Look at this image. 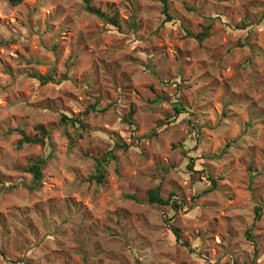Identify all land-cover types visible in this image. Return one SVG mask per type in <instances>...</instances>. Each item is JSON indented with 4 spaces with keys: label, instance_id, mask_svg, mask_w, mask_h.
<instances>
[{
    "label": "rangeland",
    "instance_id": "1",
    "mask_svg": "<svg viewBox=\"0 0 264 264\" xmlns=\"http://www.w3.org/2000/svg\"><path fill=\"white\" fill-rule=\"evenodd\" d=\"M90 1L0 0V264H264V0Z\"/></svg>",
    "mask_w": 264,
    "mask_h": 264
},
{
    "label": "trees",
    "instance_id": "2",
    "mask_svg": "<svg viewBox=\"0 0 264 264\" xmlns=\"http://www.w3.org/2000/svg\"><path fill=\"white\" fill-rule=\"evenodd\" d=\"M85 4V9L86 11L91 14L96 16L97 18L105 21L106 23L112 25L113 27H116L120 29V24L117 16L110 17L108 14L103 12L102 10L95 8L91 5L90 0H83ZM10 4L12 6H20L22 5L25 0H9ZM164 3V15L166 16L165 23L172 22L174 19L170 15L169 12V4L168 0H163ZM135 27V26H134ZM206 37V35L203 36V38ZM31 77L38 79L42 85H46L49 83H59L60 81H57L56 78L53 75H46V76H37V75H31ZM63 81H66L67 78L66 76L63 78ZM92 110H96V106H91ZM90 110H88L89 112ZM175 112L176 115H181L186 112V109L184 107H180V105L175 106ZM136 115V111L132 109L130 111L129 116L126 118V123L129 124L130 126L135 125L134 121V116ZM63 123L65 124H71L73 126L79 125L82 129H86V126L82 123V120L80 119H73L69 118L68 116H63ZM37 131L39 132V136L31 137L27 136L24 134L23 131L19 130V132L22 135L21 140L19 141V148L24 146V145H36V144H41L43 146L46 145V141L49 138L50 131H48L44 126H38L36 127ZM154 135H157L156 133ZM116 149H124L128 150L129 146L127 144H122L118 143L116 146ZM115 160L114 156V150L108 152L106 155H104L102 158L96 160V175L92 176L90 178V181H95L98 184L104 183L105 175L107 173V166L110 163V161ZM48 160L46 159H39V160H33L27 168H25L26 172L32 175L33 177V184L29 188L31 191H36L37 189L40 188L42 185V180H43V168L47 164ZM193 164H191L190 169H193ZM212 180V179H211ZM214 182V185L216 182ZM1 182V179H0ZM2 183V182H1ZM10 188L9 186L3 185L0 187V193L5 190ZM127 199L133 200L137 203H140V200L133 195H127ZM171 200L172 198L170 197L169 199L163 198L159 191L156 189L150 190L148 192V203L150 205H159V206H170L171 205ZM262 208L257 209V220L260 219L261 217V210ZM175 235L179 238V230L175 229L174 230ZM250 236V235H249Z\"/></svg>",
    "mask_w": 264,
    "mask_h": 264
}]
</instances>
